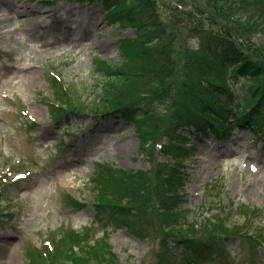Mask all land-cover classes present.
Here are the masks:
<instances>
[{
    "label": "rangeland",
    "instance_id": "1",
    "mask_svg": "<svg viewBox=\"0 0 264 264\" xmlns=\"http://www.w3.org/2000/svg\"><path fill=\"white\" fill-rule=\"evenodd\" d=\"M143 1H148L146 17L159 18L161 27H171L174 21L176 27L195 24V19L185 17L187 11L193 3L205 2L184 0L187 7L175 12L176 0ZM106 8L100 3L76 5L67 0H0V188L5 191L0 199V210L5 209L0 214V264H11L12 249L15 264H41L43 258L52 257L58 244L67 249L62 239L71 232L96 227L98 191L92 178L100 166L153 171L130 127L114 122L98 133L92 130L94 119L89 112L101 95L102 79L94 68L95 59L117 65L120 42L134 35L132 28H120ZM253 31L245 37L264 50V35ZM184 43L194 45L191 35ZM56 76L68 87L67 102H60L58 90L53 93L50 80ZM53 109L58 114L68 110L70 115L57 119ZM252 137L236 132L226 141L210 135L192 139L179 191L188 223L220 218L217 207H225L222 226L243 235H254L258 229L257 237L264 239V143L255 144ZM156 138L153 159L162 161L163 139ZM67 201L82 206L74 209ZM150 205L153 208L144 218L129 220L136 232L146 233L145 238L121 224L108 227L118 264H178L184 256L192 257L182 249L163 253L157 231L162 219L157 206ZM241 205L262 213L256 220L245 221L235 213ZM102 218L108 222L107 216ZM145 221L150 224L147 230L142 227ZM177 229L165 234L171 238L179 234ZM95 235H103L100 227ZM44 241L51 245L49 254L43 253ZM232 245H222L225 252L203 255L188 264H264V248L248 254L250 246L245 242L235 255ZM38 254L42 260L35 257ZM65 261L56 260V264Z\"/></svg>",
    "mask_w": 264,
    "mask_h": 264
},
{
    "label": "trees",
    "instance_id": "2",
    "mask_svg": "<svg viewBox=\"0 0 264 264\" xmlns=\"http://www.w3.org/2000/svg\"><path fill=\"white\" fill-rule=\"evenodd\" d=\"M69 1L102 2L121 27L134 30L131 38L120 43L118 65L95 60L94 68L102 76L101 95L94 100L89 113L94 119L95 133L114 122L130 124L153 171L150 174L100 166L101 170L92 178L98 191L97 226L71 232L62 239L67 249L58 244L49 260L41 254L35 257L43 258L41 264L44 260V264L48 261L56 264V260L61 263L65 259V264H118L108 241V227L121 224L137 237L145 238L146 233L136 232L129 220L144 218L153 208L150 203L157 206L162 219L157 231L163 253L182 249L183 253L192 255L184 256L186 259L178 264H188L217 251L225 252L227 248L222 245L229 247L231 242H235L232 245L235 255L241 253L245 242L250 246L248 254L257 252L259 246L264 248V239L256 235L258 229L254 235H243L222 226L225 207H217L220 218L214 216L203 222L188 223L182 210L184 200L179 194L184 183L183 163L190 157L192 139L209 134L228 140L232 132L240 131L252 133L253 141L264 142V50L245 37L249 30L264 35V0H204V5L199 6L192 1L185 17L195 19V24L185 23L183 27H176L175 21L171 27H161L159 18L146 17L148 1ZM176 1L178 5L173 11L187 7L184 0ZM187 34L194 45L184 43ZM56 78L50 80L53 93L58 90L60 102H67L68 87ZM52 113L55 118L65 120L68 110L58 114L53 109ZM158 136L163 139L159 149L164 157L162 161L153 159ZM2 182L0 177V185ZM4 193L0 188V199ZM67 205L74 209L82 206L77 201L72 204L67 201ZM4 211L0 210V214ZM235 213L245 221H253L262 212L241 205ZM104 216L108 222H103ZM149 226L148 221L142 224L146 230ZM99 227L103 236L96 237ZM176 228L179 234L171 238L165 234ZM50 246L44 241V254H49Z\"/></svg>",
    "mask_w": 264,
    "mask_h": 264
},
{
    "label": "bare ground",
    "instance_id": "3",
    "mask_svg": "<svg viewBox=\"0 0 264 264\" xmlns=\"http://www.w3.org/2000/svg\"><path fill=\"white\" fill-rule=\"evenodd\" d=\"M12 251V253H13V256H12V258H11V264H15L14 262H16V260H15V257H14V255H15V250L14 249H12L11 250Z\"/></svg>",
    "mask_w": 264,
    "mask_h": 264
}]
</instances>
